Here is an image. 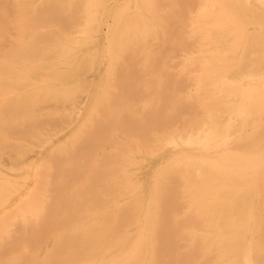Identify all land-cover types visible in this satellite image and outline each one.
<instances>
[{"label":"bare ground","instance_id":"1","mask_svg":"<svg viewBox=\"0 0 264 264\" xmlns=\"http://www.w3.org/2000/svg\"><path fill=\"white\" fill-rule=\"evenodd\" d=\"M111 1H16L17 9L23 8L17 19H27L32 33L0 59V151L8 149L5 143L13 134L50 146L23 172L0 179V264H264V219L254 208L259 179L264 182V133L249 131L251 104L256 118L264 120V82L258 91L244 85L252 75L251 48L240 42L247 38L244 44H249L253 37L242 17L252 0H206L197 19L183 23L191 28L187 37L175 31L170 17L157 14L161 0H117L110 7ZM239 4L243 8L234 16L231 6ZM107 16L113 27L107 68L101 70L106 82L97 85L81 126L54 143L47 136L50 126L62 127L72 114L55 109V117H61L54 124L45 118L46 123L44 117L36 119L43 115L38 108L81 92L83 83H68L82 79L89 67L102 66L105 52L93 31ZM70 26L84 40L69 38ZM46 28L65 32L58 35L65 40L50 37L54 52L45 44L53 32L45 34ZM150 34L153 44L142 39ZM190 39L199 40V55L186 63L198 69L184 64L174 78L170 49L189 51L196 44ZM43 41L47 49L39 46ZM132 42L139 55L131 51ZM85 43L92 45L84 51ZM238 51L239 66L226 64ZM38 70L44 71L40 82L34 75ZM32 79L26 93H18ZM187 81L196 84L193 103L177 93ZM119 88L122 98L116 97ZM177 131L183 145L165 150L176 143ZM17 144H6L15 150L13 161L31 151ZM140 158L151 160L152 183L145 188L130 167ZM5 171L0 164V173ZM11 176L25 180L26 190H9ZM19 218L25 224L15 232Z\"/></svg>","mask_w":264,"mask_h":264},{"label":"rangeland","instance_id":"2","mask_svg":"<svg viewBox=\"0 0 264 264\" xmlns=\"http://www.w3.org/2000/svg\"><path fill=\"white\" fill-rule=\"evenodd\" d=\"M16 1L17 0H0V11H1V13H0V25H2L0 28L2 29V27L5 26L4 29H2V30L0 29V33H2V35H4L3 32L6 30L5 35H4L5 37L0 35V59H3V58L7 59L9 57L10 53L12 54L13 51H17L20 48L17 43H20L19 41H21V38L25 37L23 35H29L32 33L31 24H29V25L27 23L25 24V22H27V19L24 23L20 22V19H17V18H20L22 16L21 12H22L23 8H21V6H20L19 8H21V9H19V10H21V12L16 13L17 11H19L17 9L19 5L17 6ZM206 3H207L206 0H161L160 4H159V11L157 12V14L163 19H167L168 17H170V19L173 21L172 24H174L175 31L177 33H181L182 37H184L185 34L187 37L191 33V28L187 29V28L183 27V23L189 24L193 20L197 19L198 15L201 13L202 7L205 8ZM262 3H260L259 0H252L251 5H248L249 10L246 11L245 13H243V15H242V17L245 20H247V22H245V21L244 22L253 35V37L251 39L248 38L250 43L244 44L247 41V38H243L241 40L239 38L240 42L243 43L244 46L250 45V48H251V54H250L251 60L249 62V66H250V71H251L252 75L244 78L243 83L245 86L249 85L250 87H253V89L256 88L255 89L256 91H258L263 86V82H264L262 75L259 74V71H262V73H264V5ZM5 4H6V6H4ZM115 4H119V3H117V0H112L110 7L114 6ZM215 6H216V11H215L216 14L220 15V13H221L220 9H222V8L218 7L217 3L215 4ZM242 8H243V5H241V4H239V6H236V7L231 6V12L235 14L234 16H236V13H239V10H242ZM15 15L17 17H15ZM1 16H3L6 20L2 19ZM29 22L30 21H28V23ZM25 25H27L28 27L26 26V28L24 29ZM80 25L81 26L85 25V22L82 19H81ZM73 27L74 26H72V29H71V26L69 27V31H68V35L70 34L69 38H72L75 36V37H78L81 39L80 34L77 33L76 31H74L75 27L74 28ZM112 27H113V18L111 16H107L105 19V22L102 23L99 28H96L93 31L95 34L94 40H96V42L100 45V47H99L100 52H105L104 55L106 57H105V61L103 63H101L102 66L99 68L98 67H96V68H92V67L90 68L89 67L84 72L82 79L75 80V81L68 83V85H72V86L81 85L80 83H83V85H82L83 87H82L81 92H78L76 95H72V97L71 96H69L67 98L62 97V99H60V100L43 102L40 104V106L38 108L39 112L43 113V115H40V117L37 116L36 119L38 120V119L44 117L43 121H45L49 117L50 119H48V120L49 121L52 120L51 121L52 124H54L53 122H56V120L61 117V116L55 117V115L53 114L55 112V109L59 110L61 113H64L66 115L72 114V118L68 119L66 123L65 122L61 123V125H63L62 127L58 128L59 125H58V127L55 125L50 126V127H52V130L49 132V135L47 134V136H48V138H51V140H53L54 143L62 142L63 140H65V138H68L69 135H71L75 130H77L79 128V126H81V124L86 119L85 116H86V114H88L87 113L88 110L91 107V100H92V97H93V94H94V91H95L97 85H99L100 83L106 82L107 77L101 78V70H102V68H107V63H105V62H106V59L110 53L107 52L106 50H107V46L109 44V38H108L109 37V30H111ZM247 27H246V30H247ZM48 29L50 30L49 32L53 31L54 33L52 32V34L49 33V35H48L47 34ZM44 32H45V34H47L46 36L48 37L47 38L45 36V40H46L45 44L47 42V44H46L47 47H51V48H53V43H55L56 40L60 39V37L63 34H65L64 31L59 30L57 32V30L55 31L54 28L53 29L46 28V29H44ZM59 34H61V36H58ZM57 36H58V39H57ZM50 37H53V39L56 38L55 41ZM198 37H199V35H198ZM61 38L63 39L64 37H61ZM148 38H149V42L151 41L149 44H153L155 42V40H153L154 39L153 34H150L148 37H145L143 35V37H142V39H148ZM50 40L53 41V42H51V44H50ZM64 40H65V38H64ZM82 40H84V39H81V41ZM192 40H194L196 44L192 45L189 48L190 49L189 51L184 50L183 48H176V49L173 48V50L170 49L171 56H170V60H168V62H169L170 69H171V72L173 73L174 78H177V76L179 74V70H180L181 66L184 64H186L187 68H192L194 66L195 68L198 69V65L186 63V60L188 57L199 55L198 48L196 46V45H199V40L198 39H190V41H192ZM42 44L43 45L39 44V46H42L45 48L46 45L44 44V41L42 42ZM130 44L132 46L131 51L133 53H134V51L137 52L138 49L136 48L135 42H132ZM91 45H92V43H89V44L85 43L84 45L81 46V50L85 51V50L89 49L91 47ZM167 45H169L168 43L166 44V47H169ZM251 45H252V47H251ZM47 47H46V49H47ZM49 49L50 48H48V50ZM135 49H137V50H135ZM4 51H6L7 53L9 52V54H6V52H4ZM51 51L54 52V48H53V50L51 49ZM166 51H168V50H166ZM4 54H6V55H4ZM136 54H138V52ZM237 54H238V56L235 55V57H233V58H228L226 64L230 65L231 67L233 66V67L237 68L239 66L240 62L242 61V56L239 54V51ZM139 58H141V60H142L141 56H139ZM139 58L137 59L138 63L141 61ZM104 63H105V65H104ZM117 65H118V67L123 65L121 60L117 63ZM135 65H137V64L135 63ZM140 65L138 64L137 66H134L135 69L140 70L141 69ZM35 73L36 74H34V75L38 77V82H40L41 78L44 74V71L38 70ZM230 75H231V73H230ZM184 77L188 78L187 75ZM223 77H224V75H220L219 81H222ZM153 78L154 77L151 76L150 80H153ZM33 82H35V80L32 79L27 83H23L18 88V93L25 94L26 91L30 88L29 84L33 83ZM113 83H116V82L113 81ZM116 84L118 85L119 83L117 82ZM215 85L217 87H220L218 82ZM120 89L122 90V88H119L118 90L121 91ZM195 91H196V84L193 83L192 81L191 82L187 81L185 87L181 90V92H177V93L183 95L184 97H187L188 98L187 103H193L194 102L193 100H195V97H194ZM122 92L123 91H121V93H120L121 95L119 94L116 97L122 98V96H123ZM151 99L152 98L150 96H146L143 100L145 103L150 104ZM250 109H251L252 120L250 121L251 124L249 126V131L250 132L259 131V132L264 133V120H263V122H261L259 119L256 118L254 105L251 104ZM53 118H55V121ZM48 120H47V122H49ZM180 126L181 125L178 122L174 128L177 129V128H180ZM37 132L38 131L36 130V133ZM171 132H173V129H171ZM178 133H179V131H177V133L175 134L176 143L175 144H167L165 147V150L169 151V150L173 149L175 145H183V142L179 138ZM244 134H246V132H244ZM14 136H15V138H17V140L15 139L16 141L13 139ZM18 136L20 137V135H18ZM18 136L13 134L12 139L15 142H13L12 139L7 140L4 148H6V149L8 148V149L7 150L4 149L3 152L0 151V164L6 169L5 172L0 173V179L2 180V182H4V180H8V174L11 173L12 171L15 172L16 170H19L20 172H23V167L25 165H28L30 162L38 161L39 160V154L42 151L45 152V149H47L50 146V145L46 146L45 142L43 143L42 140L40 141L39 139L36 140V138H34V137L32 138V140H30L31 138H28L26 136L21 135L22 137H24L23 139L21 137L19 138ZM47 136L45 137V139L47 138ZM25 139H28L29 141L27 140L28 141L27 142V141H25ZM11 142H13V143H11ZM16 143H18V144L21 143V145H20L21 147L24 146V144L27 145L26 147L24 146V148H26V151L29 150V148H31V151L28 153V155L26 157L20 158L19 160H16V161H13L11 159V156H13L15 154V150L13 149V147H12V149L10 147H7V145L13 146ZM37 143L41 144V145H38ZM18 144L16 146H18ZM28 146H29V148H28ZM8 150H10V151L12 150L13 152L11 151V153H10V151H8ZM12 153H14V154H12ZM110 153L116 154L117 152L115 151V153H113V151H112ZM15 156H16V154H15ZM169 157L172 158V153L169 155ZM85 162H86L85 164H88V162H90V161L88 159H85ZM150 163H151L150 159L141 161V158H140L139 160H137V162L134 165L130 166L131 168L135 169V170H133V172L135 173L136 178L139 177L141 179L143 188L151 185V183H152V182H150L151 181L150 180V178H151L150 173L148 174V172L151 171ZM162 167L163 166H161L160 168H162ZM22 182L24 184L26 181L23 179H20V178L12 177L11 181L9 183H7V187L9 188V190H12V191L16 187H19V189L23 192L26 190V187H25V185L21 184ZM238 188H239V190L244 189L242 186L238 187ZM259 191H260V195L258 196V198L256 199V201L254 203L255 204L254 208H255V211L257 213H259L262 216V218L264 219V182L261 178L259 179ZM50 195H51V193H50ZM214 199H216V198H214ZM182 207H183V210H186V207H187L186 201L182 202ZM32 218H34V217H32ZM18 220L15 222L17 224H14V225H16L15 226L16 228L14 227V225L12 226L13 229L11 228L13 231L16 230L15 232L21 231L22 228H20V227L24 223L23 218H19ZM217 226H219V225H214L213 227H217ZM1 242H3V240H1ZM0 250H1V245H0ZM181 251L183 252L184 250L182 249Z\"/></svg>","mask_w":264,"mask_h":264}]
</instances>
